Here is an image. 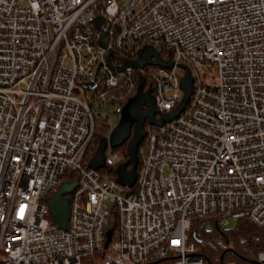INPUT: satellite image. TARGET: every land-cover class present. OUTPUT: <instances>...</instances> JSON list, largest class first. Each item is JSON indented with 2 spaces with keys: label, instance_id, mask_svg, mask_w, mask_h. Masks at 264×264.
<instances>
[{
  "label": "built area",
  "instance_id": "obj_1",
  "mask_svg": "<svg viewBox=\"0 0 264 264\" xmlns=\"http://www.w3.org/2000/svg\"><path fill=\"white\" fill-rule=\"evenodd\" d=\"M145 45L170 50L159 54L173 66L106 65L109 50L118 67ZM182 64L189 102L170 122H146L133 186L113 177L124 156L109 144L104 167L84 166L139 76L156 117L178 105ZM70 169L77 187L60 229L48 201ZM237 209L264 226V0H0V264L100 252L102 264H203L192 219L223 228ZM112 212L119 237L105 247Z\"/></svg>",
  "mask_w": 264,
  "mask_h": 264
},
{
  "label": "water",
  "instance_id": "obj_2",
  "mask_svg": "<svg viewBox=\"0 0 264 264\" xmlns=\"http://www.w3.org/2000/svg\"><path fill=\"white\" fill-rule=\"evenodd\" d=\"M97 25L99 27L102 18L98 17ZM108 35L104 34L100 40L102 47L107 46ZM106 65L111 72H121L127 67L142 68L147 65L162 66L171 68L173 66L172 58L164 60L158 50L152 46L145 45L138 50V56L133 59H123L122 65L115 67L111 62V50L106 55ZM183 75L180 79L183 96L178 105L167 113H162L156 117L158 109L155 105L152 89H144L145 78L139 76L137 90L123 105L121 115L117 125L109 134V137L100 136L98 145L91 159L87 163L88 168L98 170L105 165L106 156L105 149L107 145L111 148L120 147L125 142L127 143V153L129 160L119 164L116 169V181L123 186H133L137 177L138 167V146L145 135L144 124L147 121L152 125H163L177 118L184 110L189 102L192 93L193 78L190 70L186 65H181ZM96 78V76H95ZM86 86L91 88L93 83H86ZM146 104V107L144 105ZM130 163V167H128ZM77 187V181L62 182L59 189L55 191L49 198L48 204L52 220L60 229H65L70 217V195ZM111 241V232H107L105 247ZM260 264V263H259Z\"/></svg>",
  "mask_w": 264,
  "mask_h": 264
},
{
  "label": "trees",
  "instance_id": "obj_3",
  "mask_svg": "<svg viewBox=\"0 0 264 264\" xmlns=\"http://www.w3.org/2000/svg\"><path fill=\"white\" fill-rule=\"evenodd\" d=\"M160 54L164 56L170 50H161ZM122 55L115 57L112 61L118 64ZM117 59V63L116 60ZM137 84V80H136ZM150 81L147 79L145 88L149 87ZM137 86V85H136ZM137 88V87H136ZM135 88V91L137 90ZM107 131L101 128L97 134L95 143L98 145V138L106 135ZM95 149L85 156L84 166L91 159ZM114 151L121 152L124 156V161H128L127 143L125 142L120 147H116ZM130 167V163L128 165ZM140 167V158H139ZM138 167V168H139ZM103 171V170H102ZM113 177H115V169H113ZM78 178L76 170H67L62 177V181L72 182ZM236 216L234 225L227 227H218L212 224L207 226L206 220L201 218H193L191 227L188 230V242L194 244L199 249V254L203 258V264H259L258 254L264 251V226L254 224L248 212L244 209H237L233 212ZM48 218L51 220V215L48 213ZM107 230L111 232V241H115L119 237V222L116 212H112L109 217ZM104 253L100 252L92 256H84L82 264H102Z\"/></svg>",
  "mask_w": 264,
  "mask_h": 264
},
{
  "label": "rangeland",
  "instance_id": "obj_4",
  "mask_svg": "<svg viewBox=\"0 0 264 264\" xmlns=\"http://www.w3.org/2000/svg\"><path fill=\"white\" fill-rule=\"evenodd\" d=\"M149 0H146V2H148ZM103 109H108V107L107 106H103L102 107ZM49 214H50V209H49ZM234 222H235V219H229V225L231 226V225H234ZM228 225V226H229Z\"/></svg>",
  "mask_w": 264,
  "mask_h": 264
},
{
  "label": "flooded vegetation",
  "instance_id": "obj_5",
  "mask_svg": "<svg viewBox=\"0 0 264 264\" xmlns=\"http://www.w3.org/2000/svg\"><path fill=\"white\" fill-rule=\"evenodd\" d=\"M144 107H146V104L144 105ZM147 122V121H146ZM146 122H145V124H144V127H145V125H146Z\"/></svg>",
  "mask_w": 264,
  "mask_h": 264
}]
</instances>
